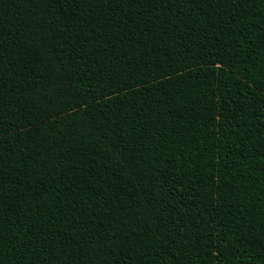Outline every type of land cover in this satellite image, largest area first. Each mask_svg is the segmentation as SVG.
Listing matches in <instances>:
<instances>
[{"label": "trees", "instance_id": "16d2710c", "mask_svg": "<svg viewBox=\"0 0 264 264\" xmlns=\"http://www.w3.org/2000/svg\"><path fill=\"white\" fill-rule=\"evenodd\" d=\"M0 264H264V0H0Z\"/></svg>", "mask_w": 264, "mask_h": 264}]
</instances>
